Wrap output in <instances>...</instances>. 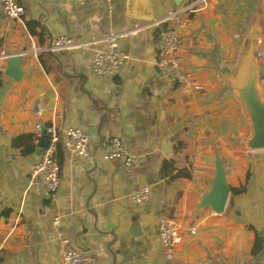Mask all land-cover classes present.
I'll list each match as a JSON object with an SVG mask.
<instances>
[{
	"label": "crops",
	"instance_id": "obj_1",
	"mask_svg": "<svg viewBox=\"0 0 264 264\" xmlns=\"http://www.w3.org/2000/svg\"><path fill=\"white\" fill-rule=\"evenodd\" d=\"M127 1L20 0L22 23L0 13V238H7L0 264H62L58 235L98 264H264V150H245L248 126L222 79L264 0H209L185 15L177 56L182 71L203 87L188 94L155 67L153 22L129 18ZM151 1L155 20L199 2ZM28 23L45 32L41 42L30 36ZM114 33H123L117 43L127 60L117 75L97 77L93 56L106 48L100 39ZM60 36L85 45L47 53V73L39 62L43 53L29 52ZM15 56L22 58L17 80L4 74ZM260 72L264 93L261 61ZM49 125L59 136L81 129L91 143L87 159L57 146L54 195L38 193L30 179L44 149L36 127ZM113 138L135 157L137 177H125L122 160H107ZM171 160L191 178L162 179L161 165ZM218 162L230 193L224 212L212 215L202 202L213 189ZM141 187L150 189L148 199L131 203L130 194ZM17 214L22 222L13 229ZM163 221L184 236L172 261L159 243ZM256 236L262 246L253 257Z\"/></svg>",
	"mask_w": 264,
	"mask_h": 264
},
{
	"label": "built area",
	"instance_id": "obj_2",
	"mask_svg": "<svg viewBox=\"0 0 264 264\" xmlns=\"http://www.w3.org/2000/svg\"><path fill=\"white\" fill-rule=\"evenodd\" d=\"M88 5L98 6L110 2V0H84ZM209 0H199L194 6H189L175 11L166 17L152 21L150 26L156 30L157 40L155 50L158 54L155 67L160 74L178 87L183 94L189 92H201L203 87L185 74L180 65L177 56L180 46L178 29L185 26L187 19L185 15L195 8H203ZM0 13L4 14L10 21L22 23L25 19V12L20 5V0H0ZM135 31H137L135 29ZM134 32L131 30L130 33ZM128 34V33H127ZM123 33H114L100 39V42L106 44V48L96 52L93 56L91 69L95 76L105 78L107 76H115L118 74L122 65L125 64L127 58L121 54L118 49V39ZM235 39H238L235 36ZM85 44H72L68 38L60 36L48 48L41 51L33 49L30 54L38 56L39 53H57L68 51L75 47H81ZM9 56H3L2 59L7 60ZM258 58L264 63V45L259 42ZM3 70L0 69V75ZM1 80V76H0ZM36 132L46 141L40 159L34 163L31 170V185L38 193L54 195L59 187V168L56 162L57 146L62 144L71 153L87 159L91 155L90 138L81 129H67L59 136L53 125L47 126L45 129L36 127ZM107 160H122L123 172L126 178L133 179L138 175L137 161L134 156L127 154L122 142L118 138H113L108 142ZM150 195L148 187H141L135 190L129 196L131 203L141 204L145 202ZM214 215V214H212ZM22 222V217L17 214L13 223V229L17 228ZM53 225H59V219H53ZM191 236L196 235L195 230L190 231ZM57 240L62 244L61 256L62 264H98L97 260L91 256H87L80 251L70 247L67 241L62 240L58 235ZM7 238H0V257L6 248ZM159 243L165 259L174 260L175 253L184 245V236L181 229L170 222H161L159 226Z\"/></svg>",
	"mask_w": 264,
	"mask_h": 264
},
{
	"label": "water",
	"instance_id": "obj_3",
	"mask_svg": "<svg viewBox=\"0 0 264 264\" xmlns=\"http://www.w3.org/2000/svg\"><path fill=\"white\" fill-rule=\"evenodd\" d=\"M129 18L145 22L155 21L151 0H128L126 4ZM264 20V5L254 16L248 34L240 44L239 54L233 67L223 70L222 79L228 91L239 104L248 126L249 135L243 140L246 151L255 152L264 150V93L261 81L258 47L262 36ZM22 58L15 56L8 60L5 76L17 80V71L20 69ZM46 141L40 147L45 148ZM229 188L226 184L224 168L217 163V172L212 191L204 198L203 207L211 209L212 214L224 212Z\"/></svg>",
	"mask_w": 264,
	"mask_h": 264
},
{
	"label": "trees",
	"instance_id": "obj_4",
	"mask_svg": "<svg viewBox=\"0 0 264 264\" xmlns=\"http://www.w3.org/2000/svg\"><path fill=\"white\" fill-rule=\"evenodd\" d=\"M27 30L30 36L37 38L40 42L42 41L45 32L41 29V27H39L38 24L28 23ZM50 57L51 56H48L47 53H43L40 55V58H39V62L42 68L47 73L50 72V68H49V65L46 64V61H48V59H51ZM174 162H175L174 160L173 161L171 160V161H165L162 163L160 172H159L161 178L167 181L168 183L175 181V180H180V179H184V180L190 179L191 172L186 168L180 169V170L176 169ZM232 193L233 195H236V194L241 193V190H233ZM261 246H262L261 240L258 236H256L253 246H252V250H251V255L253 257L260 252Z\"/></svg>",
	"mask_w": 264,
	"mask_h": 264
}]
</instances>
